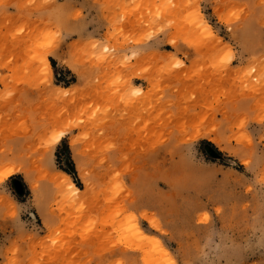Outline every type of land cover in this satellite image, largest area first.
I'll return each mask as SVG.
<instances>
[{"label": "rangeland", "instance_id": "374dc122", "mask_svg": "<svg viewBox=\"0 0 264 264\" xmlns=\"http://www.w3.org/2000/svg\"><path fill=\"white\" fill-rule=\"evenodd\" d=\"M6 166L0 264H264V0H0Z\"/></svg>", "mask_w": 264, "mask_h": 264}, {"label": "bare ground", "instance_id": "6f19581e", "mask_svg": "<svg viewBox=\"0 0 264 264\" xmlns=\"http://www.w3.org/2000/svg\"><path fill=\"white\" fill-rule=\"evenodd\" d=\"M205 24V23H204ZM206 28H207V26H206ZM208 30H209V28H208ZM209 32H210V30H209ZM45 64H46V67H47V69H49V63H48V61H45ZM54 134V133H53ZM62 134H63V132H62ZM61 134V135H62ZM55 135V134H54ZM61 135L60 134H57V135H55L54 136V138H53V142H55V141H58L59 139H60V137H61ZM15 172V167H8V166H6V168L5 169H3L2 170V172H1V174H0V179H5V178H7V177H9L12 173H14ZM63 178H64V176H62ZM66 179L68 180V182H67V180H66V182H67V186H69V189H70V191L73 193V194H78L77 192L79 191L78 189H77V187L71 182V181H69V179H68V177L66 176ZM71 193V194H72ZM72 194V195H73ZM144 216V215H143ZM145 217V216H144ZM134 218V217H133ZM135 219V218H134ZM151 221V220H150ZM133 223H134V221H133ZM157 224V223H156ZM153 227V226H152ZM135 234H136V236L140 239V240H142V241H144L143 242V244L144 243H149L150 245H151V247H159L160 248V244H159V240H156V239H154V238H152V237H149L147 234H145L141 229H139L138 227H136L135 226ZM142 244V243H141ZM147 247H148V245H146ZM143 248V247H142ZM162 250V249H161ZM161 254V253H160ZM153 256V255H152ZM157 256V255H156ZM172 258V257H171ZM170 259V256H169V254L167 253V251H165L163 254H161V255H159V258H158V260L156 261V260H154V264H161V263H165V262H167L168 260ZM150 261H153V259L152 260H150ZM171 261H173V260H171ZM173 263V262H172ZM151 264V263H150Z\"/></svg>", "mask_w": 264, "mask_h": 264}]
</instances>
